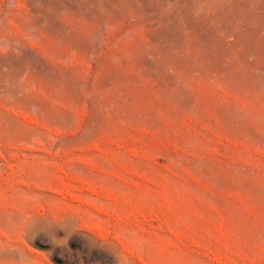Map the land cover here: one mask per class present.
Returning a JSON list of instances; mask_svg holds the SVG:
<instances>
[{
    "label": "rangeland",
    "instance_id": "1",
    "mask_svg": "<svg viewBox=\"0 0 264 264\" xmlns=\"http://www.w3.org/2000/svg\"><path fill=\"white\" fill-rule=\"evenodd\" d=\"M0 264H264V0H0Z\"/></svg>",
    "mask_w": 264,
    "mask_h": 264
}]
</instances>
